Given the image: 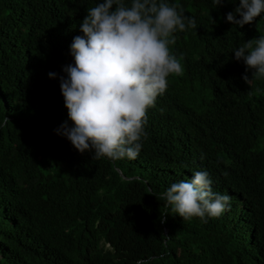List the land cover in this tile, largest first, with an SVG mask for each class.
<instances>
[{
	"label": "trees",
	"instance_id": "16d2710c",
	"mask_svg": "<svg viewBox=\"0 0 264 264\" xmlns=\"http://www.w3.org/2000/svg\"><path fill=\"white\" fill-rule=\"evenodd\" d=\"M100 2L0 0V264H264L239 220L253 197L264 236V78L245 83L234 56L264 36V13L239 28L226 19L239 0H164L196 20L169 45L182 74L148 109L135 159H93L56 130L74 127L60 78ZM198 171L233 197L230 212L183 220L167 205Z\"/></svg>",
	"mask_w": 264,
	"mask_h": 264
},
{
	"label": "clouds",
	"instance_id": "9594fccd",
	"mask_svg": "<svg viewBox=\"0 0 264 264\" xmlns=\"http://www.w3.org/2000/svg\"><path fill=\"white\" fill-rule=\"evenodd\" d=\"M213 3L221 6L222 0ZM180 7L164 0H132L130 6L123 0H103L87 10L80 25L83 36L74 37L70 46L75 64L63 69L66 79L60 78L74 127L65 122L56 130L79 153L91 150L93 159L112 160L139 155L148 109L166 91L167 78L183 71L180 59L169 48L175 43L173 34L197 27L194 17L177 11ZM261 13L264 0H239L226 19L243 28ZM234 56L244 62L246 71L251 70V79L243 77L245 83L264 78V36L245 42ZM49 76L55 78L54 73ZM212 184L206 171H198L191 180L173 183L163 198L183 220L230 212L233 197L227 192H213ZM243 206L239 220L249 215L244 227L240 223L249 255H264V236L253 197Z\"/></svg>",
	"mask_w": 264,
	"mask_h": 264
},
{
	"label": "rangeland",
	"instance_id": "374dc122",
	"mask_svg": "<svg viewBox=\"0 0 264 264\" xmlns=\"http://www.w3.org/2000/svg\"><path fill=\"white\" fill-rule=\"evenodd\" d=\"M115 176H119L120 179L123 180L119 173H116ZM66 238L68 240H76L77 239L76 233H74V231L68 230Z\"/></svg>",
	"mask_w": 264,
	"mask_h": 264
},
{
	"label": "water",
	"instance_id": "95a60500",
	"mask_svg": "<svg viewBox=\"0 0 264 264\" xmlns=\"http://www.w3.org/2000/svg\"><path fill=\"white\" fill-rule=\"evenodd\" d=\"M114 170H115L116 173H119V174H120V176L122 177L123 180H126V179L123 177V175L121 174V172H120L117 168H115Z\"/></svg>",
	"mask_w": 264,
	"mask_h": 264
},
{
	"label": "bare ground",
	"instance_id": "6f19581e",
	"mask_svg": "<svg viewBox=\"0 0 264 264\" xmlns=\"http://www.w3.org/2000/svg\"><path fill=\"white\" fill-rule=\"evenodd\" d=\"M244 141V140H243Z\"/></svg>",
	"mask_w": 264,
	"mask_h": 264
}]
</instances>
